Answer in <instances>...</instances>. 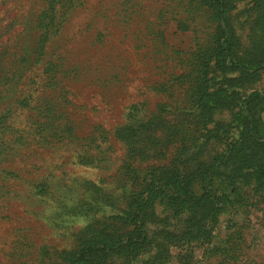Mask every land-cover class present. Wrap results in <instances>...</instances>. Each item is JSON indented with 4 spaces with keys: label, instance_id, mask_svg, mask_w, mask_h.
Returning a JSON list of instances; mask_svg holds the SVG:
<instances>
[{
    "label": "rangeland",
    "instance_id": "obj_1",
    "mask_svg": "<svg viewBox=\"0 0 264 264\" xmlns=\"http://www.w3.org/2000/svg\"><path fill=\"white\" fill-rule=\"evenodd\" d=\"M227 6L248 50L264 0ZM214 33L202 0H0V264H63L131 234L122 212L149 170L172 166L210 199L155 206L141 245L112 263L264 264V152L228 124L264 92V69L211 56ZM201 80L203 115L191 104ZM246 110L263 139L264 101ZM148 119L163 141L123 130ZM214 156L218 172L205 170Z\"/></svg>",
    "mask_w": 264,
    "mask_h": 264
},
{
    "label": "trees",
    "instance_id": "obj_2",
    "mask_svg": "<svg viewBox=\"0 0 264 264\" xmlns=\"http://www.w3.org/2000/svg\"><path fill=\"white\" fill-rule=\"evenodd\" d=\"M202 1L213 11L215 19L214 44L211 48V56L226 62L227 65L232 67V70L247 73L248 75L255 76L258 71L264 69V45H260L262 42L260 38L264 35L263 28L255 40L248 41V50L243 51L244 49L240 48L236 33L238 21L229 16V10L234 6H227V0ZM261 9L260 7V12ZM261 17H264V13L257 18L261 19ZM259 23L261 21L256 19L255 24ZM258 40L259 45L257 44ZM207 89L206 82L201 80L194 95L195 100L191 103L192 108L195 110L193 111L197 114L203 115L204 111L210 107V104L203 100L204 97L201 96L205 92L208 95ZM256 100L264 101V92L254 91L248 94L242 100V106L246 107H244V110L236 111L228 124L239 128V133L244 132L251 139L253 148L264 152V138L255 137L257 124L253 118L248 117V114L245 113L247 111L246 108ZM123 130L133 131V136L139 143H147V139L158 141L159 143L160 139L163 141V135L165 134L159 123H155V120L151 119L128 124ZM157 130L160 133L156 135ZM223 157L228 158L226 154ZM214 158L207 164L205 170L218 172V166L213 162L215 160L219 161L221 157L216 156ZM229 161L232 163L233 158H230ZM191 172L192 170L189 171L186 167L175 166L149 170L145 174L146 182L142 189V194L134 200L130 209L128 207V211L122 212L124 218L129 219L127 222H132L131 234H124L121 238L113 240V242L97 241L94 244L81 247L77 251L74 250L67 255L63 264H115L112 263L113 260L110 258L112 253L123 251L121 248L130 244L139 246L144 241L145 234L142 227L145 221L155 216V206H171L173 204L182 206L185 201L193 202L202 198L210 199L209 196H196L197 193L193 188L196 185L201 186V182L199 184H194L193 182L188 184L186 176ZM196 181L199 182L200 179Z\"/></svg>",
    "mask_w": 264,
    "mask_h": 264
}]
</instances>
